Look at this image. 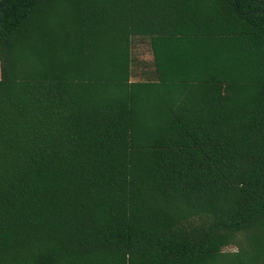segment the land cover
Segmentation results:
<instances>
[{
  "label": "trees",
  "instance_id": "trees-1",
  "mask_svg": "<svg viewBox=\"0 0 264 264\" xmlns=\"http://www.w3.org/2000/svg\"><path fill=\"white\" fill-rule=\"evenodd\" d=\"M0 264H264V0H0Z\"/></svg>",
  "mask_w": 264,
  "mask_h": 264
},
{
  "label": "rangeland",
  "instance_id": "rangeland-1",
  "mask_svg": "<svg viewBox=\"0 0 264 264\" xmlns=\"http://www.w3.org/2000/svg\"><path fill=\"white\" fill-rule=\"evenodd\" d=\"M132 56H133V79L141 78L139 75V70L141 68L140 61L147 62L151 60V53L147 42L141 38H135L133 41L132 47ZM235 246H230L228 250H235Z\"/></svg>",
  "mask_w": 264,
  "mask_h": 264
},
{
  "label": "crops",
  "instance_id": "crops-1",
  "mask_svg": "<svg viewBox=\"0 0 264 264\" xmlns=\"http://www.w3.org/2000/svg\"><path fill=\"white\" fill-rule=\"evenodd\" d=\"M151 53V52H150ZM151 58H152V56H151ZM149 61H151V60H149ZM149 61H147V62H149ZM140 65H141V68H140V70H139V75H142L143 74V72H144V70L146 69V65L147 64H145V62H143V61H140Z\"/></svg>",
  "mask_w": 264,
  "mask_h": 264
}]
</instances>
